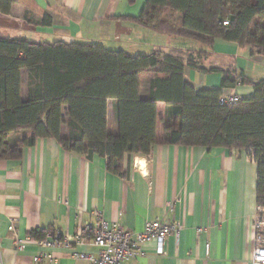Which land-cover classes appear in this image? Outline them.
<instances>
[{
    "label": "crops",
    "instance_id": "1",
    "mask_svg": "<svg viewBox=\"0 0 264 264\" xmlns=\"http://www.w3.org/2000/svg\"><path fill=\"white\" fill-rule=\"evenodd\" d=\"M146 8L147 0H11L9 11H0V36L49 44H99L131 55L154 49H205L212 51L207 64L234 66L250 80L264 78L248 66L262 63L263 56H251L247 48L220 39L209 47L188 38L161 36L141 25L139 18ZM45 16L49 22L44 25L40 21ZM161 17L180 24L182 15L163 10ZM155 75L162 76L155 70L141 75L142 97ZM183 76L196 89H215L219 84L214 73L201 75L185 67ZM229 91L242 99L253 94L248 85ZM157 108L160 138L165 105L158 103ZM66 112L64 106V118ZM113 119V102L108 100L109 130ZM66 133L63 126L62 136ZM121 164L126 177L108 172L105 158L88 160L64 151L50 138L23 147L17 159L0 160V264H85L72 253H96L98 249L88 242L73 250L44 248L29 233L38 230L46 232L45 238L54 233L72 238L96 227L95 212L122 231L141 232L156 219L182 223L178 239L168 236L163 252L159 253L156 241H149L139 256L123 264H251L257 170L244 151L156 144L147 156L124 155ZM168 202L174 204L172 211L165 209ZM18 241H22L20 249ZM42 253L52 259L34 262Z\"/></svg>",
    "mask_w": 264,
    "mask_h": 264
},
{
    "label": "trees",
    "instance_id": "2",
    "mask_svg": "<svg viewBox=\"0 0 264 264\" xmlns=\"http://www.w3.org/2000/svg\"><path fill=\"white\" fill-rule=\"evenodd\" d=\"M10 3L0 0V11L8 12ZM163 10L180 13V24L162 18ZM139 21L161 36L209 47L220 39L264 57V0H147ZM48 22V16L40 21ZM211 55V50L177 48L131 55L99 44L0 36V160L17 159L23 147L50 138L66 152L105 158L108 172L126 177L123 156H147L156 144L244 151L256 165V204L264 206V78L250 80L234 66L207 64ZM185 67L218 74V87L194 88L184 80ZM150 70L162 76L149 79L142 97L140 77ZM239 85L251 86L252 96L219 104L223 91ZM158 103L165 105L160 138ZM45 235L29 233L36 240Z\"/></svg>",
    "mask_w": 264,
    "mask_h": 264
},
{
    "label": "built area",
    "instance_id": "3",
    "mask_svg": "<svg viewBox=\"0 0 264 264\" xmlns=\"http://www.w3.org/2000/svg\"><path fill=\"white\" fill-rule=\"evenodd\" d=\"M223 24H227L224 22ZM240 97L229 90L223 91L218 102L221 105H231L240 101ZM174 204L168 202L165 205L167 211H172ZM98 224L92 230L85 228L74 237H63L59 233L50 234L38 243L41 247H62L73 250V246L89 243L96 247V253H82L74 251L72 257L76 260L83 261L85 264H123L134 257L141 254V247L149 241L158 243L159 253L163 252V246L168 236L178 239L183 225L180 222L160 221L158 219L149 221L145 224L143 231H122L116 226H109L102 218L99 212L94 213ZM8 230H13L10 224ZM201 229H197L199 233ZM88 234L89 237H88ZM251 251L249 260L251 264H264V206L257 205L251 222ZM22 247V241L16 243V248ZM41 258L52 259V256L42 253L38 257H34V262H38Z\"/></svg>",
    "mask_w": 264,
    "mask_h": 264
},
{
    "label": "rangeland",
    "instance_id": "4",
    "mask_svg": "<svg viewBox=\"0 0 264 264\" xmlns=\"http://www.w3.org/2000/svg\"><path fill=\"white\" fill-rule=\"evenodd\" d=\"M248 66H249V68H252V66H253L255 71L264 74V60H262V63L255 62V63L250 64ZM158 127L161 128V124H159Z\"/></svg>",
    "mask_w": 264,
    "mask_h": 264
}]
</instances>
